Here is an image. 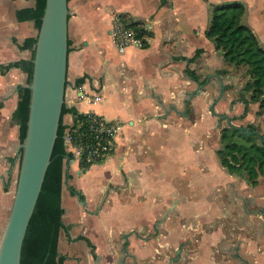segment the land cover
<instances>
[{
  "label": "crops",
  "instance_id": "crops-1",
  "mask_svg": "<svg viewBox=\"0 0 264 264\" xmlns=\"http://www.w3.org/2000/svg\"><path fill=\"white\" fill-rule=\"evenodd\" d=\"M239 1L264 46V0H67L65 129L92 111L121 123L99 160L72 158L59 191L56 264H264V174L251 184L217 153L220 130L264 111L243 91L244 65L226 62L206 35L215 4ZM35 0H0V239L20 161L14 110L37 28ZM144 37L120 51L116 18ZM98 96L97 98H95ZM246 108V109H245ZM257 133V134H258ZM83 163H82V162Z\"/></svg>",
  "mask_w": 264,
  "mask_h": 264
},
{
  "label": "trees",
  "instance_id": "trees-1",
  "mask_svg": "<svg viewBox=\"0 0 264 264\" xmlns=\"http://www.w3.org/2000/svg\"><path fill=\"white\" fill-rule=\"evenodd\" d=\"M45 0H35V7L28 8L25 13L33 18L38 29ZM244 11L243 3L228 1L215 4L206 35L220 49L226 62L233 65L245 66L247 79L243 86L250 91L252 98L258 102L257 113L264 111V46L259 42L255 33L241 21ZM35 37L27 39L34 52ZM28 73L27 84L31 79L32 58L29 61H18ZM19 87V99L14 110V117L19 124L20 142L24 138L28 117L29 88L28 85ZM244 90L240 95L243 96ZM247 104L249 100L244 97ZM246 109V108H245ZM76 113L63 103L57 137L54 142L50 162L46 169L42 188L39 192L34 210L24 236L20 264H56L63 256L57 250L58 231L62 225L61 207H54L45 194L46 191H59L63 177L66 175L64 164L73 158L72 151L64 146L65 112ZM254 124H248L247 130H254ZM221 145L217 153L221 162L230 170H244L251 184L257 183L258 176L264 174V134L247 133L232 124L225 125L220 130ZM82 162V161H81ZM83 163V162H82Z\"/></svg>",
  "mask_w": 264,
  "mask_h": 264
},
{
  "label": "water",
  "instance_id": "water-1",
  "mask_svg": "<svg viewBox=\"0 0 264 264\" xmlns=\"http://www.w3.org/2000/svg\"><path fill=\"white\" fill-rule=\"evenodd\" d=\"M67 0H45L34 43L26 129L13 202L0 239V264H20L24 236L57 137L67 66ZM247 133H258L238 126ZM181 246L176 249V260ZM169 263V264H170Z\"/></svg>",
  "mask_w": 264,
  "mask_h": 264
},
{
  "label": "built area",
  "instance_id": "built-area-1",
  "mask_svg": "<svg viewBox=\"0 0 264 264\" xmlns=\"http://www.w3.org/2000/svg\"><path fill=\"white\" fill-rule=\"evenodd\" d=\"M110 34L120 51L130 45L143 46L146 42L131 25L118 17L110 27ZM120 129V122L85 111L78 114L76 121L64 130V146L72 151L74 159L99 160L112 149Z\"/></svg>",
  "mask_w": 264,
  "mask_h": 264
},
{
  "label": "rangeland",
  "instance_id": "rangeland-1",
  "mask_svg": "<svg viewBox=\"0 0 264 264\" xmlns=\"http://www.w3.org/2000/svg\"><path fill=\"white\" fill-rule=\"evenodd\" d=\"M247 79V78H246ZM246 81V80H245ZM245 81L242 83V86H240V90L242 91V90H246V89H243V86H244V84H245ZM248 92H251V90L250 91H248Z\"/></svg>",
  "mask_w": 264,
  "mask_h": 264
}]
</instances>
